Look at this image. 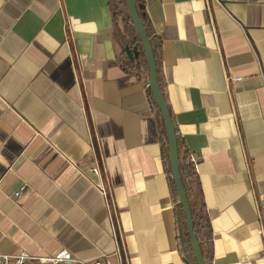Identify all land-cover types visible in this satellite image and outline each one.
<instances>
[{
  "label": "crops",
  "instance_id": "1",
  "mask_svg": "<svg viewBox=\"0 0 264 264\" xmlns=\"http://www.w3.org/2000/svg\"><path fill=\"white\" fill-rule=\"evenodd\" d=\"M110 1L0 0V252L188 264L150 78L121 65ZM144 4L199 157L208 263L264 264V0Z\"/></svg>",
  "mask_w": 264,
  "mask_h": 264
},
{
  "label": "trees",
  "instance_id": "2",
  "mask_svg": "<svg viewBox=\"0 0 264 264\" xmlns=\"http://www.w3.org/2000/svg\"><path fill=\"white\" fill-rule=\"evenodd\" d=\"M144 2L145 0H137V7H138L139 14L146 26L148 35L151 39V43L153 46V50H154L157 65H158L159 81H160V84L163 90V79H162L161 58H160V52H161V46H162L161 40H159V38L155 34H153L152 23L149 20L148 15L145 11ZM110 3H111L112 14H113L114 36L121 46V56L119 57V61L121 62V65L127 70L130 68L139 73H141V71H144L149 76V66L147 63L146 56H145L144 46H143V43H142V40L139 34L137 33L135 29L131 16L129 14L126 0H111ZM120 17H121V20L124 23L128 24V26L130 27L129 39H126L124 37V34L121 31V28L119 25ZM127 46H129L130 50L132 51L138 50L139 55L133 56V58H131L126 49ZM147 92H148L149 98L151 99L152 104L155 107L158 121L161 126V131H162L163 138H164L163 154L166 160V164L168 166V170L171 172L172 168H171V163H170L168 136H167V132L164 126V121L162 118L161 111L155 101V98L153 96L149 83L147 84ZM178 146H179L180 169H181V174L183 177L184 185L186 187L189 202H190L192 212H193L195 231L199 238L204 257L206 261L209 262L210 260L209 255L211 252L212 230H211V225H210V221H209V217L207 213L206 204L204 202L203 194H202L201 187H200L199 174L195 171L192 164L187 162L186 156L190 151L187 149L183 150L179 137H178ZM172 186H173V190L176 196L178 197V189L176 187V184L173 181V178H172ZM177 213H178V218L180 221L182 252L188 264H198L196 260V255L194 252V247L190 239V235L188 233L185 212L180 203L177 205Z\"/></svg>",
  "mask_w": 264,
  "mask_h": 264
},
{
  "label": "water",
  "instance_id": "3",
  "mask_svg": "<svg viewBox=\"0 0 264 264\" xmlns=\"http://www.w3.org/2000/svg\"><path fill=\"white\" fill-rule=\"evenodd\" d=\"M126 2L135 29L139 34L144 46L145 56L149 66V78H150L149 84L153 96L155 98V101L161 111L162 118L164 121V126L167 132L172 175L176 187L178 189L179 202L182 205L185 212L187 229L194 247L196 260L198 264H209L204 257L199 238L195 231L193 212L180 169L178 134L176 129V123L174 121L169 104L167 102V99L165 97V94L162 90V86L159 81L158 65L153 50V46L151 43V39L148 35L146 26L139 14L137 7V0H126ZM126 49L131 58H133V56L139 55L138 50L132 51L130 50L129 46H127Z\"/></svg>",
  "mask_w": 264,
  "mask_h": 264
},
{
  "label": "built area",
  "instance_id": "4",
  "mask_svg": "<svg viewBox=\"0 0 264 264\" xmlns=\"http://www.w3.org/2000/svg\"><path fill=\"white\" fill-rule=\"evenodd\" d=\"M188 163L192 164L193 168L197 173H199V157L194 152H189L186 156ZM91 171L98 176L102 175L101 168L99 166H94ZM99 188L103 195L107 198V203L109 210L112 212V201L110 199L109 189L106 183L101 180L99 182ZM25 186L21 188L16 196H20L24 191ZM261 211H262V224L259 228V233L264 238V193L261 196ZM0 264H114L109 258L94 260V261H85L81 260L70 252V250L64 248L60 252L52 256H36L27 253L26 251H21L17 254H10L6 252H0Z\"/></svg>",
  "mask_w": 264,
  "mask_h": 264
},
{
  "label": "rangeland",
  "instance_id": "5",
  "mask_svg": "<svg viewBox=\"0 0 264 264\" xmlns=\"http://www.w3.org/2000/svg\"><path fill=\"white\" fill-rule=\"evenodd\" d=\"M119 24L121 25V28H122V32L124 34V37L126 38L128 36V28H127V25L126 23H124L122 20H121V17H120V21H119Z\"/></svg>",
  "mask_w": 264,
  "mask_h": 264
}]
</instances>
